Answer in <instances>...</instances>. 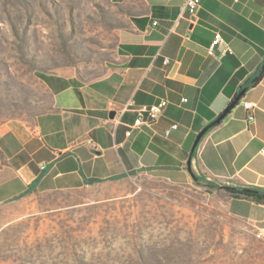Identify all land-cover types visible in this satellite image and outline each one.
<instances>
[{"label": "crops", "instance_id": "0c3cea01", "mask_svg": "<svg viewBox=\"0 0 264 264\" xmlns=\"http://www.w3.org/2000/svg\"><path fill=\"white\" fill-rule=\"evenodd\" d=\"M184 1H131L115 30L111 59L91 80L70 70L46 74V110L31 123L13 121L0 131V209L139 171L176 184H196L197 176L214 185L264 190V75L203 135L191 156L193 177L187 169L197 134L264 62V0H201L193 20ZM215 34L231 54L216 49L208 55ZM239 70L245 74L231 85ZM161 101L166 105L156 122L134 126L139 108ZM245 102L256 104L253 122ZM204 187L222 194L227 213L264 240V204Z\"/></svg>", "mask_w": 264, "mask_h": 264}, {"label": "rangeland", "instance_id": "374dc122", "mask_svg": "<svg viewBox=\"0 0 264 264\" xmlns=\"http://www.w3.org/2000/svg\"><path fill=\"white\" fill-rule=\"evenodd\" d=\"M131 1L0 0V131L46 110V74L98 75ZM225 204L150 171L38 194L0 209V264H264V240Z\"/></svg>", "mask_w": 264, "mask_h": 264}, {"label": "built area", "instance_id": "2783aa9c", "mask_svg": "<svg viewBox=\"0 0 264 264\" xmlns=\"http://www.w3.org/2000/svg\"><path fill=\"white\" fill-rule=\"evenodd\" d=\"M234 2H238V0H233ZM201 3V0H185L183 5V11L186 16L193 20L195 18V13ZM218 49L220 55L225 56L227 54H231L232 50L223 42L221 36L219 34H215L214 38L208 48V55H213L215 50ZM166 105L164 101L158 102L155 105L150 107L143 106L137 110V116L134 121V126L139 127L144 123L151 124L157 121L162 108ZM244 109L249 113L248 120L250 122L254 121L253 111L256 108V104L252 102L243 103ZM176 125H172L170 129L165 131V135H168L171 129H175ZM127 134H130L127 132ZM91 145L92 143H88ZM260 155H264V145L259 151ZM44 165L40 166V169H43Z\"/></svg>", "mask_w": 264, "mask_h": 264}, {"label": "trees", "instance_id": "16d2710c", "mask_svg": "<svg viewBox=\"0 0 264 264\" xmlns=\"http://www.w3.org/2000/svg\"><path fill=\"white\" fill-rule=\"evenodd\" d=\"M257 72H256V74H257ZM244 74H245V72L243 70H239L235 74V77H233L231 79L230 84L233 85L235 83L236 79L242 77ZM263 75H264V69L262 72H260L258 74L257 78L254 81L250 82L246 86L252 87L253 85H256L261 80ZM242 88H244V87H242ZM242 88L239 87L238 92L241 91ZM238 92H236L233 96H231L230 102L234 99V97L237 95ZM193 180L196 184L206 186L207 188H210V189H223V190H225V192H227L230 196H232L234 198H242V199L254 201L258 204H264V190L263 189H260L257 187H249V186H246V187H230V186L214 185V184L208 183V182H201L202 181L201 178H199L197 176H194Z\"/></svg>", "mask_w": 264, "mask_h": 264}, {"label": "water", "instance_id": "95a60500", "mask_svg": "<svg viewBox=\"0 0 264 264\" xmlns=\"http://www.w3.org/2000/svg\"><path fill=\"white\" fill-rule=\"evenodd\" d=\"M263 69H264V62H263V64L261 65V67H260V69L258 70V72H257V74L254 76V78H253V80L252 81H254L256 78H257V76H258V74L260 73V72H262L263 71ZM251 81V82H252ZM249 88V86H246V87H244V88H242V90L241 91H239L238 92V94L234 97V99L229 103V105L222 111V113L212 122V123H210L209 125H207L206 127H204L198 134H197V136H196V138H195V140H194V142H193V145H192V147H191V150H190V156H189V158H188V161H187V169H188V171H189V173L191 174V176L193 177V174H192V172H191V156H192V154H193V152L195 151V149H196V147H197V145H198V143H199V141L201 140V138L203 137V135L210 129V128H212V127H214V126H216V125H218L221 121H222V119L227 115V114H229L230 113V111L239 103V101L242 99V97H243V95H244V93L246 92V90ZM108 116H109V118L110 119H113L114 118V116H115V112L114 111H111V112H109V114H108Z\"/></svg>", "mask_w": 264, "mask_h": 264}]
</instances>
